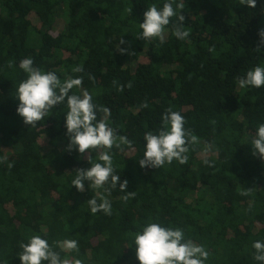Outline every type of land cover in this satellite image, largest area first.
Here are the masks:
<instances>
[{
	"label": "trees",
	"instance_id": "obj_1",
	"mask_svg": "<svg viewBox=\"0 0 264 264\" xmlns=\"http://www.w3.org/2000/svg\"><path fill=\"white\" fill-rule=\"evenodd\" d=\"M165 2L0 0V157L6 158L0 162V264H21L20 244L33 235L50 245L78 241L79 254L55 248L70 264H139L134 234L148 222L183 229L211 253L206 264H260L252 244L264 242V160L252 154L250 143L264 123V87L240 88L238 79L264 66V51H256L264 0L256 8L239 0H182L188 38L172 34L177 17L166 26L163 44L138 38L147 8ZM29 57L62 81L83 76L70 94L87 90L110 110V126L132 141L123 152L114 147L112 155L115 174L128 181L134 198L124 202L119 185L110 194L88 182L84 192L72 186L75 170L90 163L66 150V101L37 127L23 123L15 90L27 78L19 63ZM78 65L83 72L72 71ZM145 102L148 107H141ZM170 107L185 117L200 144L185 165L141 168L143 136L160 128ZM244 189L252 194L241 195ZM100 195L110 200L111 216L91 213L87 200L99 203Z\"/></svg>",
	"mask_w": 264,
	"mask_h": 264
},
{
	"label": "clouds",
	"instance_id": "obj_2",
	"mask_svg": "<svg viewBox=\"0 0 264 264\" xmlns=\"http://www.w3.org/2000/svg\"><path fill=\"white\" fill-rule=\"evenodd\" d=\"M240 5L256 8L257 0H239ZM185 4L180 0H166L162 8L156 4L150 5L144 12V21L139 24L143 31L138 38L145 41L158 40L160 44L165 42L166 26L172 23V18L177 17L178 23L172 24L173 35L179 40H185L190 36V31L185 29V16L181 10ZM131 11V10H130ZM261 37L257 52L264 51V29L259 31ZM121 38L119 44H124ZM121 53L127 50L119 48ZM209 51H214L210 48ZM131 54V53H129ZM8 67H13V62H8ZM19 68L27 74V78L21 81L15 90V96L19 100L16 112L23 118V123L30 128L37 127L38 122L49 116L51 110L66 101L67 112L65 113L66 135L69 139L68 151L76 150L83 157L87 156L90 167L75 170V178L71 180L72 186L79 192L85 191V182L89 188L103 189L104 193L110 194L112 189L119 185L121 192H126L122 197L124 202L134 198L135 192L127 191L128 181L121 182L120 175L115 174L113 166L112 149L115 147L121 152L124 146L131 148L132 141L124 135H118L117 129L109 124L110 110L93 102V96L87 90L80 95L70 94L74 88L79 89L83 82V76L61 80L55 72L42 71L34 66L31 57L22 59ZM83 66L78 65L72 69L73 72H83ZM89 79L94 77L89 76ZM116 84V81H113ZM240 88L264 87V66L257 65L248 70L244 77L238 79ZM132 87L131 82L127 85ZM119 91L124 90V85L118 86ZM141 107H148L145 102ZM97 113L104 115L98 119ZM185 117L171 107L166 109L161 118V126L154 133L147 131L143 140V158L139 160L141 168H164L171 165L173 161L180 165L188 163V153L200 144L199 138L193 134L191 129L185 127ZM215 124V121H211ZM252 154L264 160V123L258 125L255 135L251 140ZM209 146H205L207 152ZM98 153V159L94 160L92 153ZM6 158L0 157V162ZM208 164V160H204ZM8 168L13 167L8 163ZM241 195L252 194V189H244ZM87 200L92 214L103 213L105 216L112 215V205L105 195ZM136 258L139 264H206L211 253L203 245L195 244L191 239L185 237L181 228L164 227L157 222H148L141 231L134 234ZM73 252L79 254V244L76 240L65 239L55 241L53 245L40 235H33L28 243H21L22 252L18 255L21 264H70L68 259H62L59 251ZM254 260L264 264V242L257 240L252 244ZM74 264H82L80 259H75Z\"/></svg>",
	"mask_w": 264,
	"mask_h": 264
},
{
	"label": "rangeland",
	"instance_id": "obj_3",
	"mask_svg": "<svg viewBox=\"0 0 264 264\" xmlns=\"http://www.w3.org/2000/svg\"><path fill=\"white\" fill-rule=\"evenodd\" d=\"M60 16H58V18L56 19V29L57 30H61L62 29V25H63V21H62V15H63V11L59 13Z\"/></svg>",
	"mask_w": 264,
	"mask_h": 264
}]
</instances>
